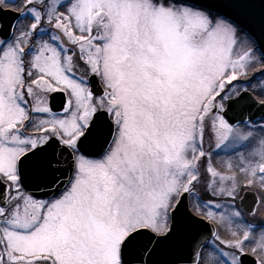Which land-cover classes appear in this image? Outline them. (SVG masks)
<instances>
[{
    "label": "snow or ice",
    "instance_id": "obj_1",
    "mask_svg": "<svg viewBox=\"0 0 264 264\" xmlns=\"http://www.w3.org/2000/svg\"><path fill=\"white\" fill-rule=\"evenodd\" d=\"M0 264H264V0H0Z\"/></svg>",
    "mask_w": 264,
    "mask_h": 264
}]
</instances>
